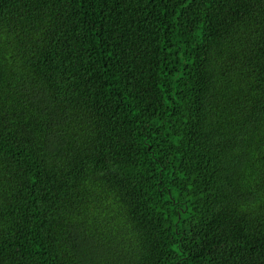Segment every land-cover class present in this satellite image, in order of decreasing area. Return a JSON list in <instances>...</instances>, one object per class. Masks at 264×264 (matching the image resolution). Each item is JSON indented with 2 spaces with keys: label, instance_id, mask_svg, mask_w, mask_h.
Segmentation results:
<instances>
[{
  "label": "trees",
  "instance_id": "trees-1",
  "mask_svg": "<svg viewBox=\"0 0 264 264\" xmlns=\"http://www.w3.org/2000/svg\"><path fill=\"white\" fill-rule=\"evenodd\" d=\"M0 264H264V0H0Z\"/></svg>",
  "mask_w": 264,
  "mask_h": 264
}]
</instances>
